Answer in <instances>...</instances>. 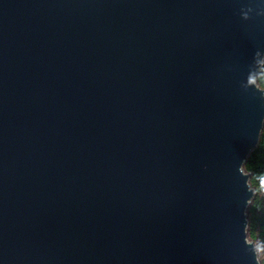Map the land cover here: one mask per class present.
<instances>
[{
    "label": "water",
    "instance_id": "95a60500",
    "mask_svg": "<svg viewBox=\"0 0 264 264\" xmlns=\"http://www.w3.org/2000/svg\"><path fill=\"white\" fill-rule=\"evenodd\" d=\"M263 57L264 0H0V264H261Z\"/></svg>",
    "mask_w": 264,
    "mask_h": 264
},
{
    "label": "trees",
    "instance_id": "16d2710c",
    "mask_svg": "<svg viewBox=\"0 0 264 264\" xmlns=\"http://www.w3.org/2000/svg\"><path fill=\"white\" fill-rule=\"evenodd\" d=\"M257 84L264 89V57L257 75ZM250 173L249 183L254 195L247 207V233L251 240H258L264 248V122L257 145L244 162Z\"/></svg>",
    "mask_w": 264,
    "mask_h": 264
},
{
    "label": "rangeland",
    "instance_id": "374dc122",
    "mask_svg": "<svg viewBox=\"0 0 264 264\" xmlns=\"http://www.w3.org/2000/svg\"><path fill=\"white\" fill-rule=\"evenodd\" d=\"M249 240L251 239L249 238ZM253 241L258 253L259 261L261 262V264H264V248L258 240H253Z\"/></svg>",
    "mask_w": 264,
    "mask_h": 264
}]
</instances>
